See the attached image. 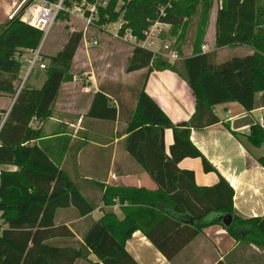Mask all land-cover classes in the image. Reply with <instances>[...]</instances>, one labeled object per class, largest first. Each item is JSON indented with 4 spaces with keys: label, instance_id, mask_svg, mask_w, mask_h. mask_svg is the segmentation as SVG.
<instances>
[{
    "label": "trees",
    "instance_id": "1",
    "mask_svg": "<svg viewBox=\"0 0 264 264\" xmlns=\"http://www.w3.org/2000/svg\"><path fill=\"white\" fill-rule=\"evenodd\" d=\"M116 0L98 6L97 23L117 18L121 14L126 26L136 37L153 19L169 23V31L198 13L192 50L178 61L169 62L152 50L132 45L125 70L139 67L169 68L181 74L194 98V110L182 124H173L155 100L142 88L134 93V104L126 117L124 148L148 173L157 187L153 190L135 186L106 185L104 203L112 198L127 200L123 216L106 209L92 220L75 245H57L47 241L54 236H70L71 230L53 221L55 208L73 205L79 214L91 206L57 167L48 154L35 142L39 136L32 127V118L49 114L59 84L71 79V57L81 39V30H71L53 54L42 55L44 79L39 87L23 83L1 121L0 162L14 163V170L0 173V211L6 225L0 230V264H138L125 250L124 240L139 228L153 245L171 258L202 225L220 222L215 213H228L232 221L224 226L229 234L246 242L264 245V215L242 218L234 213L233 188L218 174L210 185H197L191 169L179 168L184 156L199 157L205 171L215 168L189 139L190 127H202L217 121L211 108L215 103L238 101L245 110L254 104L256 92L264 95V4L261 0H218L215 12L213 46L248 44L253 51L215 60V49L202 51L200 43L213 0ZM68 4L67 1H65ZM67 12L59 10L58 16ZM182 33V32H181ZM40 29L18 17V12L0 22V90L14 93L13 86L21 61L15 51L34 49L41 38ZM176 37H178L176 35ZM16 79V80H17ZM99 89L94 91L86 114L98 118H114L116 106ZM172 130V142L167 150L163 143V128ZM249 140L256 145L264 142V128L256 121L250 124ZM258 160L264 165V156ZM241 236V237H240ZM93 253L95 260L87 258ZM213 264H224L217 260Z\"/></svg>",
    "mask_w": 264,
    "mask_h": 264
},
{
    "label": "crops",
    "instance_id": "2",
    "mask_svg": "<svg viewBox=\"0 0 264 264\" xmlns=\"http://www.w3.org/2000/svg\"><path fill=\"white\" fill-rule=\"evenodd\" d=\"M11 1L0 0V22L12 10ZM218 4L219 1L213 0L201 40L202 51L215 49V60L238 54H218V50L227 45L213 46ZM130 44L124 41L116 47L102 40L100 51L112 53L107 54V57L105 54H76L77 45L69 67L72 77L60 82L49 114L42 119L32 118L29 121L30 126L38 128L39 136L27 143L35 142L44 149L91 206L85 214H79L71 204L56 207L54 223L65 224L72 235L48 238L47 241L53 244L77 246L89 223L99 218L106 209L113 210L118 218L123 216L122 206L131 204L127 200H124V204H115L116 197L110 203H104L102 192L106 185L135 186L149 190L157 187L155 181L124 148L125 120L130 106L134 104L136 89L142 88L151 96L175 125L185 122L194 110V95L184 77L176 71L169 68L149 69L147 66L125 70L132 48ZM252 51L251 47H245L240 54ZM189 54L180 53L178 57ZM28 55L16 54L21 61L18 74ZM78 70L85 73L84 81L76 74ZM32 74L28 84L39 87L44 72ZM16 79L13 80V86ZM101 88L110 98L109 103L116 106V115L112 119L86 114L94 91ZM16 89L14 93L0 90L1 121L18 91ZM211 113L217 121L202 127H190L189 139L215 169L205 171L200 158L190 156L179 159L177 166L191 169L194 182L200 186L212 184L220 174L233 188L234 213L242 218L261 217L264 215V165L258 157L264 156V142L253 144L248 134L252 122L257 121L264 128V95L260 91L256 92L250 110H245L238 101L229 100L215 103ZM171 142L172 130L164 127L163 143L166 150ZM3 163V170L17 168L14 163ZM220 215L216 212L214 216L220 220ZM124 248L138 264H213L217 260H222L224 264H264V245L236 238L229 234L221 221L202 225L169 259L139 228L131 231L124 240ZM87 258L96 259L91 252ZM75 263L86 264V261L77 259Z\"/></svg>",
    "mask_w": 264,
    "mask_h": 264
},
{
    "label": "built area",
    "instance_id": "3",
    "mask_svg": "<svg viewBox=\"0 0 264 264\" xmlns=\"http://www.w3.org/2000/svg\"><path fill=\"white\" fill-rule=\"evenodd\" d=\"M65 1H67L68 4H66ZM107 1L108 0H12L11 2L13 8L7 14V17H10L14 13L18 12V17L20 20L40 29L42 32L38 45L34 49L29 50L30 57L27 59L25 74L20 80L16 90L20 88L24 77L28 75L33 66L44 67L45 63L39 56L40 44L43 37L48 32L53 20L57 16V12L59 10L70 12L71 9H79L80 6L86 3L87 6L82 9V13L85 14L83 17L85 25L81 31V39L83 40V43L88 42L89 44H96L97 39L95 38L86 41L85 28L95 22L94 20L97 18L98 6H104ZM124 22L125 21L121 14H119L117 18L98 23V25H100L105 32L109 33L114 38L127 41L132 45L148 48L156 54H160L162 56L164 55V57L168 60H174L178 58L177 50L174 47H171L168 42L157 41V39H159L160 33L166 30V28L169 26V23L158 19H153L145 26V28L142 29V37L138 38L130 32L128 27H122ZM16 54H18L17 51H15L14 55L16 56ZM4 167L5 164L0 162V173ZM114 203L124 204L125 201H120L115 198ZM5 225L6 223L2 219L0 211V230Z\"/></svg>",
    "mask_w": 264,
    "mask_h": 264
},
{
    "label": "rangeland",
    "instance_id": "4",
    "mask_svg": "<svg viewBox=\"0 0 264 264\" xmlns=\"http://www.w3.org/2000/svg\"><path fill=\"white\" fill-rule=\"evenodd\" d=\"M261 1L264 4V0H261ZM121 2L122 0H116L114 8H118ZM86 6L87 4L84 3L82 6H80L79 9L73 8L71 9L70 12H67L65 15L55 17L48 32L45 34L40 44L39 56L42 58L45 64L47 63L48 58L43 57L42 55L53 54L57 49H59L62 42L66 39V36L69 31L71 30H81L82 31L85 25V21L83 18L85 14L82 13V9L85 8ZM197 15L198 13L195 12L192 16H189L187 19H185L186 22L183 23L182 26L179 25V27L175 30V34H171V32L168 29L169 27H167L166 30L160 33L159 39H157V41L158 42H168L171 47H174L177 50L178 55L180 53L181 54L190 53L192 50V45H193V37H194V32H195V20L197 18ZM176 35L178 37H176ZM85 37H86V41L92 38H95L97 39V43L96 44H89L88 42L83 43V40L81 39L78 43V49H77L76 54H105V57H107V54H112V53H107V52L103 53L102 51H100L99 48L101 47L99 45L102 42V40H106L109 43H112V45L116 47H118L119 44L124 42L123 40H119V39H115L114 37H111L110 34L105 32L103 28L100 25H98L97 22H94L85 28ZM204 42L208 44V46L210 45L207 40H205ZM245 47H250V46L248 44H242L241 47H237V48H235L234 46L222 47L218 50V54H228V53L240 54L242 53V51L245 50ZM200 48L201 49L203 48V45L201 43H200ZM27 52L21 51L20 54H30L29 50ZM160 56L162 58H165L164 55L163 56L160 55ZM29 57L30 55H28L25 58L21 66L20 72L18 74V79L15 82L16 88L18 87L20 80L23 78L25 74L27 59ZM179 60L180 58L178 57L174 60H168V61L169 62L176 61L177 66H179V63H178ZM41 72H44V67L33 66L31 71L28 73V75L24 77L23 83H28V80L32 73H33L32 75H34V74H38ZM76 74H79L80 75L79 77H81L80 80L84 81V78L86 77V75L83 72V70L76 71Z\"/></svg>",
    "mask_w": 264,
    "mask_h": 264
},
{
    "label": "water",
    "instance_id": "5",
    "mask_svg": "<svg viewBox=\"0 0 264 264\" xmlns=\"http://www.w3.org/2000/svg\"><path fill=\"white\" fill-rule=\"evenodd\" d=\"M220 221L221 223L226 226L232 221V215L228 213H221L220 215Z\"/></svg>",
    "mask_w": 264,
    "mask_h": 264
}]
</instances>
